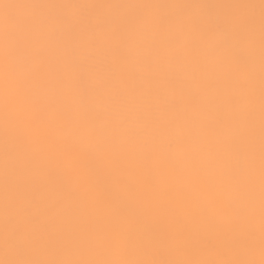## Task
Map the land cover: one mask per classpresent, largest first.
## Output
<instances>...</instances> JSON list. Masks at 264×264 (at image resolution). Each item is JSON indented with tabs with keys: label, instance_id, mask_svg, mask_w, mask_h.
Instances as JSON below:
<instances>
[{
	"label": "snow or ice",
	"instance_id": "obj_1",
	"mask_svg": "<svg viewBox=\"0 0 264 264\" xmlns=\"http://www.w3.org/2000/svg\"><path fill=\"white\" fill-rule=\"evenodd\" d=\"M0 264H264V0H0Z\"/></svg>",
	"mask_w": 264,
	"mask_h": 264
}]
</instances>
